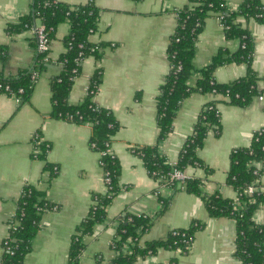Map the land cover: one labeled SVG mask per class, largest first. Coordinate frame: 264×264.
Returning a JSON list of instances; mask_svg holds the SVG:
<instances>
[{
    "label": "crops",
    "instance_id": "crops-1",
    "mask_svg": "<svg viewBox=\"0 0 264 264\" xmlns=\"http://www.w3.org/2000/svg\"><path fill=\"white\" fill-rule=\"evenodd\" d=\"M58 1L73 7L90 2L97 14L95 28L87 36L90 43L97 45L99 54L81 60L67 101L80 103L92 75L98 71L100 80L92 99L111 111L117 122L109 151L116 158L119 190L105 210V221L96 224L91 234L81 236L83 248L77 264H108L116 256L111 241L118 217L125 213L150 219L141 242L163 238L168 231L186 228L192 221L200 224L187 253L159 248L149 258L138 259L139 264H167L174 257L176 264H240L233 255L234 220L225 215L211 216L200 195L158 185L141 157L133 152L135 146L156 145L169 164L176 163L201 108L219 98L212 93H191L177 108L169 133L157 140L156 97L170 69L167 46L177 26L178 11L189 0ZM244 1L224 0L233 11ZM260 2L264 5V0ZM29 11L31 0H0V46L5 51L0 59V76H14L33 65L37 52L31 30L8 29L9 24H18ZM236 20L251 36L250 67L261 89L264 22L244 16ZM69 27L67 21L57 24L48 60L42 61L44 67L34 81L28 102L21 104L15 97L0 93V257L23 186L30 184L42 190V199L52 204L41 212L39 230L32 237L23 264H69L71 237L90 209L92 194L106 191L100 153L90 146L91 127L57 118L50 112V80L63 69L59 56L66 51L64 38ZM239 44L238 39L225 37L216 16H207L195 41L194 68L210 64L219 51L222 58L229 57ZM246 72L245 63L225 61L214 69L213 76L216 82L225 83ZM199 76L196 71L188 84L194 86ZM216 107L220 130L206 133L197 150L199 162L184 172L201 179L204 194L217 192L222 197L235 198L236 191L226 184L228 157L233 149L249 144L252 132L264 128V91L248 105L218 101ZM40 142L46 146L43 158L38 155ZM47 163L56 169L53 175L46 168ZM256 167L259 174L255 183L264 190V163L257 162ZM252 220L264 223V202L256 207ZM121 251L129 253L132 247L123 244Z\"/></svg>",
    "mask_w": 264,
    "mask_h": 264
},
{
    "label": "trees",
    "instance_id": "trees-1",
    "mask_svg": "<svg viewBox=\"0 0 264 264\" xmlns=\"http://www.w3.org/2000/svg\"><path fill=\"white\" fill-rule=\"evenodd\" d=\"M219 13H224L222 28L225 37L238 39L239 47L225 58H222V52L219 51L212 57L210 64L196 70L192 58L195 54L198 32L207 16H217ZM96 15L95 8L90 2L73 7L58 0H31V11L23 16L18 24L8 25V29L29 28L38 18L45 25L51 40L58 23L63 21L69 23L70 29L64 38V43L65 46L68 44L70 47L59 56L63 69L50 80V112L57 118L86 123L91 127L90 146L100 153L99 164L103 174L108 173L110 177L107 191L92 194L90 209L71 237L69 264H77L83 248L81 236L91 234L96 224L105 221V210L119 190L116 158L107 151L111 135L117 128V122L111 111L96 105L92 99L100 80L98 71L92 75L87 94L80 103L73 105L67 101L72 80L79 73L80 66L75 61L79 54L81 53L82 58L88 55L97 57L99 54L97 45L90 43L87 36L90 30L95 28ZM238 16L252 17L262 23L264 5L260 0H245L237 10L233 11L226 7L224 0H189V4L178 11L177 26L167 46L170 69L156 97L157 140L165 138L169 133L177 108L191 93L203 92L219 96L218 99L207 102L201 108L192 132L182 144L179 157L176 159V167L182 171L199 162L197 150L203 145L206 133L209 130L215 132L220 130L216 102L225 101L232 105L245 106L258 93L264 91V86L258 88L256 82L258 78L250 67L253 48L251 36L236 20ZM33 43L35 46L34 39ZM79 43L83 47H79ZM4 55L5 51L0 46V59ZM225 61L245 63L247 72L231 81L218 83L214 79L213 72ZM43 67L42 55L37 53L30 69H25L14 76H0V93L15 97L21 104L28 102L34 85L31 75L33 72L38 74ZM196 71L200 76L194 86H191L188 83ZM91 90L93 93H90ZM39 150L38 155L43 158L46 151L43 142H40ZM133 152L141 157L152 178L156 179L159 174L166 175L169 172L170 164L159 154L156 145L135 146ZM228 158L226 184L236 191L235 198H225L217 192L204 194L200 187L201 179L193 176L186 179L180 187L168 181H164V184L173 187L174 191L182 189L200 195L205 201V209L211 216L231 217L235 222L233 255L240 264H264V223H255L252 220L256 207L264 202V190H260V185L255 183L259 174L256 163H264V128L252 132L249 144L233 149ZM46 168L49 169L50 175L56 170L51 163H47ZM248 185H253L257 189L247 194ZM42 197V190L30 184L23 186L9 233L2 241L0 264H23L24 257L30 250L32 237L39 230L42 210L52 207V204L44 201ZM166 205L165 200L164 207ZM150 224V219L143 215L125 213L119 216L118 226L111 241V246L117 254L108 264H139L138 259L155 253L159 248L178 250L181 254L187 253L193 234L200 228L198 222L192 221L186 228L168 231L163 238L141 242V235ZM123 244L132 247V251L129 253L121 251ZM176 262L177 259L174 257L167 264H176Z\"/></svg>",
    "mask_w": 264,
    "mask_h": 264
},
{
    "label": "built area",
    "instance_id": "built-area-1",
    "mask_svg": "<svg viewBox=\"0 0 264 264\" xmlns=\"http://www.w3.org/2000/svg\"><path fill=\"white\" fill-rule=\"evenodd\" d=\"M223 16H224V13H219V15L216 16L218 21L221 23V25H223L222 24ZM29 29L32 32L31 37H33V39L35 41L36 52L38 54L42 55V61L48 60V52L50 49V39L48 37V32L46 30L45 25L37 18L36 21L34 22V24L31 27H29ZM78 46L83 47V45L81 43H79ZM69 47H70V45L67 44L66 49ZM81 60H83V58H82L81 53H80L79 57L75 61L78 65H80ZM37 75H38L37 72L32 73L31 78L33 81H35L37 79ZM90 93H93V91L91 90ZM259 98H261V97L259 96ZM107 151L110 153L109 149ZM110 154H112V153H110ZM191 177L192 176L187 175L184 171L178 169L176 167V163H171L169 172L166 175L159 174L158 178H156V180L158 182V185H164V181H168L170 184H172V185L174 184L176 187H180V186H182L181 184H183V182L186 179H189ZM103 178L105 181V186H106V191H107L109 189V186H107V185H109V182H110V177L108 176V173H104ZM255 190H256V188H254L253 185H248L246 192H247V194H251ZM235 207H237V205ZM7 249H9V247H7Z\"/></svg>",
    "mask_w": 264,
    "mask_h": 264
},
{
    "label": "rangeland",
    "instance_id": "rangeland-1",
    "mask_svg": "<svg viewBox=\"0 0 264 264\" xmlns=\"http://www.w3.org/2000/svg\"><path fill=\"white\" fill-rule=\"evenodd\" d=\"M259 80V79H258ZM151 256V254H148V255H146L144 258L146 259V258H149ZM144 258H141V259H139V260H142V259H144Z\"/></svg>",
    "mask_w": 264,
    "mask_h": 264
}]
</instances>
